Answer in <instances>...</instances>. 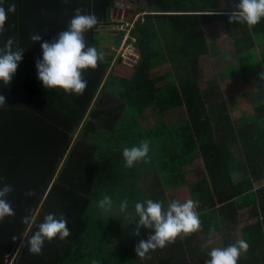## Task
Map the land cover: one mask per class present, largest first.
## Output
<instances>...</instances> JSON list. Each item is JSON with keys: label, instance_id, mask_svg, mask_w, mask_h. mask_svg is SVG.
<instances>
[{"label": "trees", "instance_id": "1", "mask_svg": "<svg viewBox=\"0 0 264 264\" xmlns=\"http://www.w3.org/2000/svg\"><path fill=\"white\" fill-rule=\"evenodd\" d=\"M116 1L5 0V8L14 2L16 10L7 15L0 47L11 37L24 50L10 82L0 83L6 102L0 107V177L12 185L1 170L17 174L22 189L35 194L28 207L10 203L16 212L0 220V264L30 259L26 241L49 212L63 213L70 229L65 240L53 238L55 251L45 249L52 250L49 263L205 264L219 236V247L247 241L237 264H264V81L257 79L264 70V18L249 28L229 23L234 8H225L222 0H137L131 19L138 61L129 76H120L116 69L129 68L116 56L124 34L110 19ZM57 3L69 10L59 21L58 13L43 11ZM76 9L97 17L85 42L99 52V27L111 25L121 39L114 57L103 56L94 69L83 71L88 84L81 97L71 98L42 87L35 67L41 41L29 36L38 31L42 41H51ZM221 33L231 46L213 40ZM232 51L237 60L218 70L214 57L228 59ZM231 74L259 88L251 91L253 110L237 118L221 90ZM147 109L151 116L144 119ZM176 112L178 122L165 117ZM142 140L149 142L147 162L125 168L122 149ZM19 184L11 193L21 190ZM104 195L112 200L107 210L97 206ZM124 199L128 213L146 199L164 208L174 199H193L200 228L136 256L135 245L151 230L141 227L133 234L135 221L119 211ZM241 211L260 218L240 228ZM206 241L213 243L205 247Z\"/></svg>", "mask_w": 264, "mask_h": 264}, {"label": "clouds", "instance_id": "2", "mask_svg": "<svg viewBox=\"0 0 264 264\" xmlns=\"http://www.w3.org/2000/svg\"><path fill=\"white\" fill-rule=\"evenodd\" d=\"M5 0H0V32L4 31V25L9 13L16 10V4L9 2L4 7ZM264 18V0H237L234 10L229 13V23L237 21L249 28L256 25ZM98 24L94 14L82 13L80 9L70 19L67 28L56 34L51 41H42L38 31L30 34L32 42L41 41L40 57L35 61L37 79L42 82L44 89H60L66 94L80 95L86 88L87 81L82 78V72L88 68H95L97 61L103 58V53L85 42V33ZM23 48L14 47V41L9 37L0 47V83L8 84L15 73L18 63L22 59ZM261 81H264V70L257 73ZM264 87V83H261ZM6 104L5 97L0 95V107ZM149 142L142 140L138 145L124 147L122 157L125 168H131L141 161L147 162ZM12 191L10 184L4 183L0 177V220L13 216L7 196ZM28 196L34 195L29 189ZM198 202L187 199L183 202L172 200L167 207L162 202L146 199L134 204V212L128 213V201L124 199L119 204V211L129 219V223L135 221L134 235H139L140 228L150 229L147 239H141L134 248L136 256L143 257L149 250L163 248L171 243L177 236H187L200 228L198 213L194 210ZM97 206L107 210L112 206V200L104 195ZM25 220L28 217L24 218ZM68 219L63 213L57 215L49 212L38 225L37 230L27 239V251L39 254L45 241L51 242L53 238L65 240L70 235L67 226ZM15 240L16 237H13ZM211 241L205 242V247ZM21 244H24L23 242ZM248 243L244 239L224 247H212L207 255L209 259L205 264H237L242 252H246Z\"/></svg>", "mask_w": 264, "mask_h": 264}, {"label": "rangeland", "instance_id": "3", "mask_svg": "<svg viewBox=\"0 0 264 264\" xmlns=\"http://www.w3.org/2000/svg\"><path fill=\"white\" fill-rule=\"evenodd\" d=\"M222 3L225 8L235 7L234 0H222ZM118 4L119 6L112 10L113 14L111 15L110 19L115 21L116 20L126 21L137 10L136 6L139 4V2H137V0H118ZM111 29H112L111 25L99 27L97 33L95 34V40L97 41L96 44L98 45L99 48H101L103 56L108 58V60H110L111 57H114L115 50L117 49V46L121 39L120 34L118 32H113ZM228 39L229 38L224 36V34L222 36L221 33L220 36H218L213 40H217L218 42L220 41L221 45L226 44L227 46L228 45L231 46V41L229 42ZM98 40L103 41V43L98 44L99 43ZM227 41L229 43H227ZM255 52L257 53V50H255ZM125 54H127V51ZM228 57H229L228 59L219 58V56L214 57V64L218 70L225 69L227 65H229V63H233L237 60L234 51L230 52L228 54ZM167 68L168 66L161 67L160 71L164 72L165 70H167ZM130 69L131 68L123 71L122 68H118L116 69L115 72L120 76H129ZM260 71L261 70H259V72ZM257 79L259 82H263L260 81L261 79L258 76ZM221 87H222L221 90L223 93V97L228 101L229 103L228 105L230 106L231 109L230 112L233 117L236 118L241 117L245 112L249 113L251 112V110H253L251 108H253L254 103H251V101L254 100L255 94H251V91H257L259 88L251 84L250 85L244 84L240 80V75L237 76L235 74L229 75V77H227L225 81L221 82ZM150 116H151L150 110L149 109L145 110L143 118L146 119ZM165 117H167V120H169L170 117L171 120H173L174 122H178L180 120L178 116V112L170 116L166 115ZM156 119L158 118L157 117H155V119L153 118V121H156ZM149 127H151V124ZM236 232L237 229L235 230V233ZM238 238H239V234H238ZM214 242L217 245V247H219L218 245H220L221 243L220 237L217 236Z\"/></svg>", "mask_w": 264, "mask_h": 264}, {"label": "crops", "instance_id": "4", "mask_svg": "<svg viewBox=\"0 0 264 264\" xmlns=\"http://www.w3.org/2000/svg\"><path fill=\"white\" fill-rule=\"evenodd\" d=\"M34 3H39V1H41V0H32ZM43 1V3L46 1V0H42ZM60 6L61 5H59V3H57V5H53V6H45L46 8H45V10H43L44 11V13H46V14H49V12L50 13H52V15H54L55 13L57 14L58 13V15H60L59 17H58V21H59V18L61 19V18H64V17H68L69 15V10L68 9H63V10H60L59 8H60ZM119 6V4H118V1H116L115 2V5H114V7H113V9H115V8H117ZM112 9V10H113ZM112 10H111V15L113 14V12H112ZM41 13V12H40ZM83 73V72H82ZM130 74H131V72H130ZM87 84H88V82H87ZM74 97H81V95H73V94H71V98H74ZM1 172H2V175H4V176H8L7 178H9L10 180H12L13 182H12V185L16 182L17 184H19L18 182H17V179H16V177H17V174H12L10 171L8 172V173H4L3 174V170H1ZM22 175V174H21ZM3 177V176H2ZM4 179V178H3ZM11 185V186H12ZM17 189H21V190H18V191H15V193L14 192H12V193H10L11 194V198H8L9 199V201H10V203L12 204H15V205H17L18 207H22V206H27L28 207V205H30L31 204V202L33 201V199L34 198H32L31 196H28L26 193H27V191L28 190H24V189H22V187L20 186V184H19V186H17ZM263 196H264V194H263ZM8 197V196H7ZM32 199V200H31ZM12 204V205H13ZM16 212V210L14 211V213ZM47 214V213H46ZM6 218V217H5ZM258 218H260V217H258V216H256V217H253V218H251V217H248L247 216V213L245 212V211H241V214H240V218L238 217V219H240L239 220V227L241 228V227H243V226H245V225H248V224H250V223H254V222H256L257 221V219ZM112 222H113V219H110ZM115 220V219H114ZM239 228V229H240ZM211 243H213V242H211ZM27 244V243H26ZM54 246V243L53 242H48V241H45V243H44V245H43V247H42V249H41V252L39 253V254H32V253H29L28 251H26V254L28 255V256H30V259L28 260V261H21L20 260V262H19V264H36V263H38V264H56L55 262H58L60 259H55L54 260V262L53 263H49V261H47V259H48V256L50 257V255H49V253L50 252H52V250L53 251H55L56 249H57V247L56 246H54V248H52ZM26 247V246H25ZM51 247V248H50ZM46 248H50V249H52V250H50V251H48V250H45ZM26 250H27V247L25 248ZM37 258H42L43 260H42V263L41 262H38L37 260H35V259H37ZM23 260V259H22Z\"/></svg>", "mask_w": 264, "mask_h": 264}, {"label": "built area", "instance_id": "5", "mask_svg": "<svg viewBox=\"0 0 264 264\" xmlns=\"http://www.w3.org/2000/svg\"><path fill=\"white\" fill-rule=\"evenodd\" d=\"M131 18L133 17L131 16L126 21L112 20L113 22L116 23L113 29L118 32H124L120 47L116 51V56L120 57L122 60V64H124L128 68H132L133 65L138 61V54L134 46L136 39L132 34L134 25H133ZM135 19H136V16H135ZM126 51H127V54H125Z\"/></svg>", "mask_w": 264, "mask_h": 264}, {"label": "bare ground", "instance_id": "6", "mask_svg": "<svg viewBox=\"0 0 264 264\" xmlns=\"http://www.w3.org/2000/svg\"><path fill=\"white\" fill-rule=\"evenodd\" d=\"M28 120H29V118H28ZM32 120V119H31ZM3 135V134H2Z\"/></svg>", "mask_w": 264, "mask_h": 264}]
</instances>
